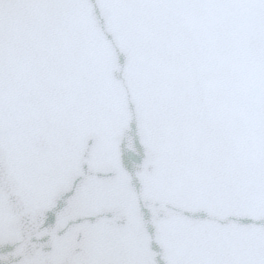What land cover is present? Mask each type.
<instances>
[{"label": "water", "instance_id": "obj_1", "mask_svg": "<svg viewBox=\"0 0 264 264\" xmlns=\"http://www.w3.org/2000/svg\"><path fill=\"white\" fill-rule=\"evenodd\" d=\"M0 264H264V0H0Z\"/></svg>", "mask_w": 264, "mask_h": 264}]
</instances>
